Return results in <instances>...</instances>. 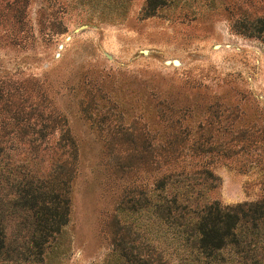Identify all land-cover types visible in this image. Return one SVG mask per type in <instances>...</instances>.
<instances>
[{
	"label": "rangeland",
	"instance_id": "obj_1",
	"mask_svg": "<svg viewBox=\"0 0 264 264\" xmlns=\"http://www.w3.org/2000/svg\"><path fill=\"white\" fill-rule=\"evenodd\" d=\"M1 86L61 114L77 161L60 236L24 260L5 207L0 264H189L159 182L195 208L264 200V0H0ZM59 137L31 169L65 159Z\"/></svg>",
	"mask_w": 264,
	"mask_h": 264
},
{
	"label": "trees",
	"instance_id": "obj_2",
	"mask_svg": "<svg viewBox=\"0 0 264 264\" xmlns=\"http://www.w3.org/2000/svg\"><path fill=\"white\" fill-rule=\"evenodd\" d=\"M55 132L60 134L57 145L65 159L57 161L50 172L40 174L39 170L31 169L38 161L35 155ZM17 149L30 157L14 162L11 153ZM1 158L0 188L8 191V196L0 199V252L10 244L5 223V207H8L13 218L18 219L20 235L26 236L21 249L14 251L24 260L42 258L46 248L69 223L77 150L66 119L54 110L12 97L11 92H5L1 86ZM168 182L165 179L156 185L158 199L150 208L160 221L173 229V238L186 255L185 262L264 264V200L236 206H224L215 201L195 208L178 197L169 198ZM115 254L130 262L119 248L115 249ZM163 256V252L158 254V264H164ZM131 260L149 264L148 259L136 255H132Z\"/></svg>",
	"mask_w": 264,
	"mask_h": 264
}]
</instances>
